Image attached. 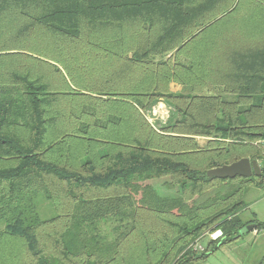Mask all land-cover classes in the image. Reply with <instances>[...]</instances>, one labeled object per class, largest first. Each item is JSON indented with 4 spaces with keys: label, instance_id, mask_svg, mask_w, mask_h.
<instances>
[{
    "label": "trees",
    "instance_id": "trees-1",
    "mask_svg": "<svg viewBox=\"0 0 264 264\" xmlns=\"http://www.w3.org/2000/svg\"><path fill=\"white\" fill-rule=\"evenodd\" d=\"M261 139L264 0H0V264L201 263L264 188L206 172Z\"/></svg>",
    "mask_w": 264,
    "mask_h": 264
},
{
    "label": "crops",
    "instance_id": "crops-1",
    "mask_svg": "<svg viewBox=\"0 0 264 264\" xmlns=\"http://www.w3.org/2000/svg\"><path fill=\"white\" fill-rule=\"evenodd\" d=\"M181 88L182 87L177 83L173 82L170 84L171 92H180ZM172 114L173 109L168 106L164 101L159 100V102H157L154 106L151 107L150 110L147 111V118L153 125V127L158 128L162 125H165V123L169 121L170 116H172ZM157 121L159 122L157 123ZM199 139L206 140L207 143L206 138H197V141ZM206 143L200 145L198 141L199 146H204ZM255 188L258 190H262L264 193L263 187ZM262 198H264V196H262ZM252 220H257V222L264 223V211L258 209L257 213L254 212L252 217L248 218L247 221H245L249 222L248 224H255L254 229L248 231L246 234L241 235V237L235 239L230 244L224 246L231 247L232 251L236 252L237 257L235 258V262H237V264L264 263V228L258 227L257 222H253Z\"/></svg>",
    "mask_w": 264,
    "mask_h": 264
},
{
    "label": "rangeland",
    "instance_id": "rangeland-1",
    "mask_svg": "<svg viewBox=\"0 0 264 264\" xmlns=\"http://www.w3.org/2000/svg\"><path fill=\"white\" fill-rule=\"evenodd\" d=\"M158 122L159 121H157V123ZM198 141H199L200 145H203L204 143H206V140H203V139H199ZM259 165H260V167H262L264 169V161H260ZM237 184H238L237 181H233L227 186L211 190L209 192V194L213 195L217 192L216 190L225 191L230 187H231V189H233L234 187L237 186ZM157 189H158L160 194L166 192L163 188H157ZM168 194L172 195L170 192ZM162 195H164V194H162ZM262 196H264L263 191L260 189L259 190L256 189L254 186L249 187V189H247L244 192V194L242 195V200L245 202V206L243 208H241V210L237 214V216L243 222L247 221L248 218H251L254 212L257 213L258 209H260L261 211H264V198H262ZM200 200L201 199H199L198 201H200ZM38 212L42 218H49V217H52L55 215L54 207L51 205V203H48V202H43L40 205ZM106 225L107 224L101 223L102 228H105ZM107 228H109V225ZM106 229L104 230L105 233L108 232V231H106ZM217 230H220L222 232V230L219 228L214 229V230L209 229V230L203 232L199 237H197L194 240V242L198 240V243L203 247V250H205V246L207 245L208 241L211 240L209 235L212 232L217 231ZM108 237H110V236H108ZM220 239H218L214 242L217 243ZM224 246L219 247L218 248L219 250L217 249L216 251H214L215 253L212 252L213 254L211 253L212 255H210L205 261H203L201 263H197V264H237V262H235V258L237 257L236 252L232 251L231 247H224ZM197 252H202V251H197Z\"/></svg>",
    "mask_w": 264,
    "mask_h": 264
},
{
    "label": "water",
    "instance_id": "water-1",
    "mask_svg": "<svg viewBox=\"0 0 264 264\" xmlns=\"http://www.w3.org/2000/svg\"><path fill=\"white\" fill-rule=\"evenodd\" d=\"M261 173L264 174V169L260 167L257 161H251L249 158H242L230 164L209 169L206 172V176L216 179H233L235 177L250 178L253 175L260 176ZM254 228L255 224H248L240 230L239 234L243 235Z\"/></svg>",
    "mask_w": 264,
    "mask_h": 264
},
{
    "label": "built area",
    "instance_id": "built-area-1",
    "mask_svg": "<svg viewBox=\"0 0 264 264\" xmlns=\"http://www.w3.org/2000/svg\"><path fill=\"white\" fill-rule=\"evenodd\" d=\"M258 145L264 150V139H261ZM209 237L212 241H216L222 237V232L220 230L214 231ZM193 249L195 251H203V247L198 243V240L193 243Z\"/></svg>",
    "mask_w": 264,
    "mask_h": 264
}]
</instances>
